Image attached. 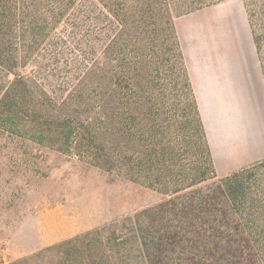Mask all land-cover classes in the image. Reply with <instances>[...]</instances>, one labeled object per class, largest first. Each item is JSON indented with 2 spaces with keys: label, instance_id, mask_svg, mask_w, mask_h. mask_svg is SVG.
Masks as SVG:
<instances>
[{
  "label": "trees",
  "instance_id": "obj_1",
  "mask_svg": "<svg viewBox=\"0 0 264 264\" xmlns=\"http://www.w3.org/2000/svg\"><path fill=\"white\" fill-rule=\"evenodd\" d=\"M98 1L110 17L103 27L91 14L69 26L79 0H0V125L169 198L127 217L120 229L104 226L19 262L264 264V219L245 207L247 168L217 178L190 76H182L190 93L181 106L178 77L156 76L161 61L150 60L168 39L166 27L178 51L165 52L183 58L173 19L211 1ZM250 5L264 72V22L254 26ZM61 24L73 30L57 31Z\"/></svg>",
  "mask_w": 264,
  "mask_h": 264
},
{
  "label": "rangeland",
  "instance_id": "obj_2",
  "mask_svg": "<svg viewBox=\"0 0 264 264\" xmlns=\"http://www.w3.org/2000/svg\"><path fill=\"white\" fill-rule=\"evenodd\" d=\"M79 4L72 10L69 26L80 22L84 15L96 16L103 27L110 23V17L105 7L98 0H79ZM212 6L218 3L231 2L245 12V3L251 4L255 12L254 26L258 28L264 22V0H188L193 6ZM196 12V11H195ZM188 14L174 17L177 35L180 41L183 58L176 56L177 45L174 35L164 31L168 36L160 49L154 52L150 60L160 62V69L156 76L178 77V101L181 106L187 102L189 89L183 84L182 76H188V67L183 50V39L178 31V22L184 18L191 20ZM101 21H100V20ZM184 19V24H185ZM249 22V21H248ZM61 24L57 31L67 30ZM115 31L119 33L120 24L115 20ZM62 33V32H61ZM151 34L150 30L147 32ZM154 46L148 42L145 52L150 54ZM173 46L176 53H168L166 47ZM152 51V50H151ZM175 54V56H173ZM161 56V57H157ZM170 56V61L166 58ZM256 55V59H257ZM258 60V59H257ZM117 61V60H116ZM118 62V61H117ZM260 62V60H259ZM81 61L77 64L79 66ZM119 63V62H118ZM115 71L121 66L113 63ZM25 71H30V68ZM256 92L252 93L247 102L248 113L253 115L256 122L262 120L264 114V72ZM155 74V73H154ZM117 76H120L118 74ZM172 87V86H171ZM173 89H171L172 91ZM169 92V88L167 90ZM241 107L244 108L243 97H240ZM264 157L248 165L238 167L229 172H222L216 168L217 178H225L235 171L244 168L242 174L248 187V198L245 204L253 213V218L264 219ZM212 181L202 183L203 189ZM158 190L150 188L140 182L129 180L116 172H108L75 154L64 153L55 148L40 143L30 135L18 134L10 126L0 125V264H22V261L48 247L74 239L87 232L104 226L119 229L121 222L127 217L134 216L141 210L157 205L168 199Z\"/></svg>",
  "mask_w": 264,
  "mask_h": 264
},
{
  "label": "crops",
  "instance_id": "obj_3",
  "mask_svg": "<svg viewBox=\"0 0 264 264\" xmlns=\"http://www.w3.org/2000/svg\"><path fill=\"white\" fill-rule=\"evenodd\" d=\"M187 16L191 20L178 22V31L188 75L216 168L229 172L264 157V114L256 122L247 103L262 80L261 64L246 14L236 4L218 3Z\"/></svg>",
  "mask_w": 264,
  "mask_h": 264
}]
</instances>
